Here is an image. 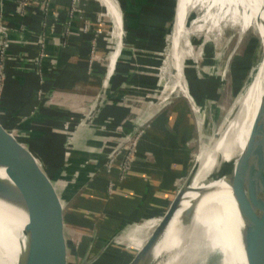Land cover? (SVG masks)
<instances>
[{"label":"crops","instance_id":"crops-1","mask_svg":"<svg viewBox=\"0 0 264 264\" xmlns=\"http://www.w3.org/2000/svg\"><path fill=\"white\" fill-rule=\"evenodd\" d=\"M17 1L4 0V14L13 46L10 51L11 62L7 68L8 79L0 102V125L36 152L38 146L35 144L38 143L34 142L50 130L53 143L48 145L41 158L54 171L63 166L65 146L71 139V160L81 164L85 162L93 169L105 159L98 154L101 147L106 148L107 144L111 146L109 142L112 138L107 140L109 136L118 134V129H122L123 135L128 136L135 128L133 121L136 118H133L131 107L125 101L130 103L136 97L149 99V94L158 87L155 75L162 64L160 53L167 46L169 25L175 21L173 12L176 7H173V0H116L121 24L115 20L113 23L106 16L107 26L104 28L97 20L99 14L107 15L102 0H82L85 23L78 14L72 15L73 0H56L45 11L33 5L26 8L24 16L17 13ZM86 24L88 31L84 30ZM113 28L117 40L108 37V30L111 29L113 33ZM100 30L103 32L98 35ZM41 39L44 41L45 58L37 63ZM117 55L119 58L114 78L107 96L98 103L100 107L97 108V98L102 92L108 68L105 58L108 57V63L114 67ZM194 76L198 79L197 72ZM138 89L143 90L142 95L137 92ZM40 92L44 94L42 100L38 95ZM196 96L197 99L209 97L202 92L196 93ZM179 103L182 102L172 104L167 109L162 107L147 121L148 105L140 116H136L145 121L144 126L149 122L151 126L140 147L137 162L126 180L130 187V197H124L125 190L119 191L122 196L118 199H126L129 208L122 212L120 206L111 208V203L107 206L113 213H122L127 223L107 248L105 254L109 256L106 262L103 263L102 258L96 264H120L130 249L134 250L131 254L134 256L174 200L178 182L188 174L192 165L189 154L192 151L187 150V144L195 138L197 126L193 109L191 111L188 105L180 107L176 113L175 106ZM205 104L199 106L204 107ZM97 109L98 116L92 123L80 125L81 121L90 119ZM34 115L36 117L32 118ZM7 120H16L18 123L13 127ZM189 121L192 128L186 126ZM72 123L71 129L64 130ZM103 126H106V130H103ZM24 129L29 137L27 140L21 131ZM34 131L41 135H34ZM173 140L180 145L186 141L182 150L175 148ZM176 162H179L178 166H175ZM101 163L103 166L99 173L105 168L104 163ZM86 172L89 175L92 171ZM101 180L102 183L97 185L99 183L94 176L83 195L102 191L109 178L106 176ZM104 202L105 199L98 205L103 207ZM149 213H158L155 217L159 219L146 227V216ZM110 223L106 233L112 237L118 231L117 222ZM87 231L90 229L85 231L86 236ZM93 236L90 240L87 236L86 241L92 242Z\"/></svg>","mask_w":264,"mask_h":264},{"label":"water","instance_id":"water-1","mask_svg":"<svg viewBox=\"0 0 264 264\" xmlns=\"http://www.w3.org/2000/svg\"><path fill=\"white\" fill-rule=\"evenodd\" d=\"M259 1L261 3L260 11L264 14V0H257L258 4H260ZM175 19L177 20V11ZM253 23L256 25V32L250 38L247 54L240 63L237 75L234 77L230 89L234 97L233 105L223 124L214 132L207 145H204V148L201 150L204 149V154L208 156L213 155L215 159L212 169L206 177L207 185L223 180L231 187L243 222L242 229L237 228L235 231L236 236L240 237V253L242 254L243 249L247 264H264V213L262 214L263 218L255 214L250 201V197L252 199L255 195L258 197L260 193L262 194L260 197L264 198V165H261L259 162V151L264 127V99L242 155L237 160L225 161L219 154H213L216 144L220 140V134L226 129L228 121L232 120L237 114L239 98L251 85L253 77L261 63L263 62L264 64V30L263 33L261 31V29H264V21L262 22L258 14ZM122 42L123 39L121 38ZM118 58L119 56L117 55L112 73H109V68H107L106 78L102 92L97 98L96 107L107 96L116 72ZM211 61L207 77L214 80L216 76L215 66L217 64L214 63V60ZM184 97L187 99L186 96ZM201 110L203 111V115L201 116L200 130L205 125L208 126L216 118L213 104L210 102H207ZM35 117L34 115L32 118ZM87 122L81 121L80 124L85 126ZM144 125L145 121H142V119L137 121L133 132L128 136H124V141L118 147L126 144ZM21 131H23V138L29 139L24 133L26 132L25 129ZM35 133H38V136L41 135L38 131H34L33 134L35 135ZM236 135L233 134L226 139V147L229 150L230 145H234L235 143ZM118 147L107 154L106 157L103 156L105 158L104 161H100L97 167L92 169L86 166V171L91 170V174L88 175L86 171H83L80 177L66 180L59 175V170L54 171L50 169L31 150L28 144L22 143L15 136H8L0 131V172H4L29 195L30 205L24 209L33 228L37 227L42 237L37 248L28 243L22 251L16 237L15 242L12 243L3 234L8 243L0 247L1 264H11L12 262H16L17 264H96L99 262L109 244L120 235L122 229L118 230L102 249L94 253V242L92 241L91 244L87 245V236L82 223V216L75 202V196L99 172L103 166L101 162L105 166L109 159L120 150ZM200 165L201 163L196 159L194 166L188 173L182 187L176 193L174 200L163 217L159 219V224L152 230L143 247L137 251L128 264H166L173 258H176V261L177 257H179L177 262H184L185 253L188 251L190 245H192V242L195 243L196 241L200 243L201 251L207 262L210 264H223V255L218 251L212 250L213 247L217 246L219 241H222L219 224L216 222L213 227H208L209 231L208 229L203 230L208 233L207 238L201 230L198 231L197 236L194 234L199 199L194 201L182 216L177 236L179 245L169 250V252H165L160 257L156 256L157 248L164 240L174 216L180 211L185 196L192 192V184L198 175ZM67 170L71 173L73 171L72 169ZM73 181L74 183L69 185ZM216 192L217 189L212 188L203 190L200 194L203 198ZM249 193L251 196H249ZM30 228L31 225L28 229ZM95 239L96 237L93 240L95 241ZM92 255L95 256L90 260ZM232 264H236V262H232Z\"/></svg>","mask_w":264,"mask_h":264},{"label":"rangeland","instance_id":"rangeland-1","mask_svg":"<svg viewBox=\"0 0 264 264\" xmlns=\"http://www.w3.org/2000/svg\"><path fill=\"white\" fill-rule=\"evenodd\" d=\"M5 1H8V0H5ZM103 2L108 5L107 0H103ZM114 2L117 3L116 0H114ZM172 3H174L173 7H177V5H178L177 0H173ZM259 3H260V1H259ZM204 4H201L200 8L198 6L196 9L192 10L188 16V21H187V26L190 29L191 34H189L190 36L188 38V45L186 47L189 49V52L191 50L190 47L192 48V50L194 49L193 52L196 55V59L188 58V59L184 60V62H183L184 68H185L184 78L187 82L186 88L189 91L190 99H188V98L186 99L183 96V93L176 90L173 93H170L169 96H167L166 103L162 106V107H164L163 109H167V108L173 106L175 103L181 101L185 105H188L192 111L194 103H197L198 105H200V104L202 105V104L207 103V100H208V102L213 104V109L215 111V117L216 118L208 126L205 125V127L202 130H200V123H201V119H202L201 116L203 115V111L201 113H197L196 110H193V114L195 115L194 117L196 119V120L194 119V121H195V124L197 126V130L195 131V134H194L195 138L192 141H190L189 144H187L188 145L187 150L191 149V151L193 152V153L191 152L189 154V156L191 157V164H192L190 170L194 166L196 159L198 158L199 153L201 152V149L204 148V145H207V143L209 142V139L214 134V132L218 128H220V126L223 124L226 116L228 115L229 110L231 109V107L233 105L234 97H233L230 89H231L232 82L234 81V77H235V75H237V69H234L235 68L234 65L237 63H241L243 61L244 57L247 54V46L249 44L250 38L256 32V25L254 23H252L251 25L246 26V27L243 26V28H242V25L241 26L238 25V19L240 18L239 17V11H237L238 12L237 16L233 15L232 13L227 15V13H225V12H227L228 8H225V10L223 9L222 10L223 12H222V11H220L221 10L220 7L210 8V6L208 4H205V5ZM260 7H261V3L255 4V6H254L255 16L254 17H256V15L258 17V14H259V17L263 22L264 21V14L260 11ZM117 8H118V6L114 7V4L110 6L111 12L115 13V14L119 12L117 10ZM176 11H177V9L173 12V16H175V17H176ZM220 12H221V15H220ZM106 14L107 15L102 14L101 15L102 21L101 22L99 21V24L101 25L102 28L107 26L106 23H107L108 12ZM206 16H207V19H204L205 21L201 20L202 18H204ZM241 16H242V13H241ZM99 19H100V14L98 15L97 20H99ZM110 19H112V21L114 23V19L112 17H110ZM199 20H201V21H199ZM195 23H198V24H196L194 26ZM174 24H175V21L171 22L169 25V28H168L169 31L167 33V35H168L167 36V46L164 49L163 53H160V59H162V64L159 68H157V72L155 75L158 78V87H157V89L154 90V92H151L149 94L150 101H149V99H145V98L143 99V97H136V98L132 99L130 103H127L125 101L126 105H130V107H131V110H132L131 113L133 114V118H136L133 121L134 124H136L137 121L139 120V117H136V116H140L141 112L145 111V109L147 108V105H149V104H152V105L149 106L150 109L148 110L149 114L147 116V119L151 118L153 115L158 113L162 108L159 105L161 98L166 93H168L167 92L168 90H170V85H168L169 84L168 80H169V78H171L174 71H171V69L170 70L168 69L169 63L167 62V58L170 54L169 53L170 47H171V45H173V42H172V44H170V43H171V37L174 33V27H175ZM111 29L108 30V33L110 32V34H111ZM263 30L264 29H261L262 33H263ZM116 38H118V36H117L116 31L113 28V39L115 40ZM109 39H111V35H110ZM109 44H111V43L109 42ZM172 51H173V49H172ZM108 60H109L108 57H106L105 58V64L106 65H108ZM211 60H214V63L217 64L215 66L216 76L214 77V81L212 78L207 77L208 71L211 67V62H212ZM208 62H210V64H208ZM164 71L166 72L167 76L164 75ZM196 72H197V78L198 79H196L194 76V74ZM191 75H193V76L191 77ZM205 75H206V77H205ZM207 81L208 82L213 81L210 89L212 90L213 93L215 92L216 94H214L212 97L209 94H207V95H209L208 98L201 97L200 99H197L196 93L202 92V90L205 89V85L207 84L206 83ZM137 92L140 93L141 95L143 94L142 89H138ZM219 92H221V93H219ZM3 95H4V93H3ZM1 98H0V102L2 100ZM128 101H130V100L128 99ZM191 104H192V106H191ZM85 118H87V117H85ZM147 119H146V121H147ZM76 121H79V120L77 119ZM21 122L24 123L25 121H20V123ZM73 124L74 123L67 125L64 128V130L71 129ZM150 126L151 125L149 122L146 126H144L140 130V132L138 134L139 136L137 135L135 138L134 137L131 138L130 139L131 142L129 141V143L123 144L121 147H118V146L125 139L124 135H123L124 131L122 129H118L117 130L118 134L116 133V135L114 137L109 136L107 139V140H109V138H112L111 141L109 142L111 146H109L107 144L106 148H105V146L101 147V150L99 151L98 156L103 155L106 157L107 154L112 152V150L116 149L117 147L120 148V150L116 154V156L118 158L115 157L114 162L112 164H109L110 165L109 170L107 169L108 168V166H107L100 173L98 172L95 175L96 180L99 183L97 185H100L102 183V180H101L102 177L107 176L109 178V181L105 184L106 189L104 188L102 190V192H104L106 190L104 193L107 194V196L109 197V198H107V200L105 199L103 207H101L99 209V208H97V205L96 206H90L91 204H89V201H86V204H85L86 206L81 205V204L79 205L81 211L85 214V215L83 214L84 218H85L84 220H86L87 223L91 227L90 231L89 232L87 231V233H88L87 236L89 237V240H90V238L93 236V232H94L93 239L95 237H96V239H95V241L93 240V242H95L96 244L97 243L99 244V246H100L99 249H102L105 246V244L111 238L110 237L109 239L105 240V238H104L105 235L100 234V232L105 231L106 227L109 224H111L110 222L113 221V223H114V222H116L115 220L118 218L117 214H114L113 212L109 211V209H107V206L109 205V203H111V205H113L112 207L120 206L121 208L119 210H121L122 212H123L124 207H128L129 203H127L125 201L126 199L123 201L118 199L119 197L122 196V194L119 191L125 190L124 197H128V198L130 197V194L128 193V189L130 187L127 186L128 184L126 183V180L129 177L131 170L133 169L134 163L137 162V160H136L131 165L130 160L135 153H136V155L140 154V151H141L140 147H141L143 141L145 140V138L147 136V133L150 129ZM103 130H106V126H103ZM52 134L53 133H51V135ZM51 135H50V137H51ZM51 138L53 140V137H51ZM71 141H72V139L65 146L64 164L62 167H60V169L58 171L59 175L61 177L65 178L66 180L69 178L70 179L71 178L76 179V178L80 177L82 175V172L87 170L86 166H88L87 163H85V162H83L81 164V163H76L74 160H71V155L69 152V148L71 146ZM173 141H174L175 148L179 147L181 150H182V145L184 147V143H186V141L184 140V142L181 141L183 143H181V145H180L179 142H177L176 140H173ZM51 142L53 143V141H47L46 145L44 147H41L39 149V151L42 152V154H43L45 149L48 147V145ZM178 152L180 153V150ZM177 157H182V156H177ZM124 162L127 164H124ZM178 165H179V162L178 163L176 162L175 166H178ZM129 168H131V169H129ZM67 169H72L73 170L72 173L70 171H68ZM190 170H189V172H190ZM187 176H188V174L186 175V177ZM99 177H101V178L97 179ZM186 177H184V179H182V181L178 182L179 184L177 186L175 185L176 186L175 194L182 187L184 181L186 180ZM73 183H74V181L72 183H69V185H72ZM88 186L89 185H86L85 187H83L81 189V191H79L77 193V195L75 196V201L79 200V198L83 195L84 191L86 190V188H88ZM94 189L96 190L97 188L95 187ZM111 200H112V202H111ZM88 206H90V207L88 208ZM124 211H125V209H124ZM157 214L158 213L147 214V216H146V221H147L146 227H149V224L151 222H153L154 220L159 219V218L155 217V215H157ZM126 223H127V221H125L121 225H119L118 230L122 229V227L124 225H126ZM107 228H110V225ZM88 243L91 244V242H89V241H88ZM112 243H110V244H112ZM89 244H87V245H89ZM108 248H109V246H108ZM127 250H128V248H127ZM133 251L134 250H131V249L128 250L127 251L128 254L123 257V262L120 264H128V262L133 258V256H131ZM105 252H104V254H105ZM104 254L102 255L103 263L106 262L105 259L108 258V256H109V255L107 256L106 254L105 255ZM95 255H92L90 257V260L93 259V257ZM207 264H210V263L207 262ZM216 264H218V263H216Z\"/></svg>","mask_w":264,"mask_h":264},{"label":"bare ground","instance_id":"bare-ground-1","mask_svg":"<svg viewBox=\"0 0 264 264\" xmlns=\"http://www.w3.org/2000/svg\"><path fill=\"white\" fill-rule=\"evenodd\" d=\"M107 2L108 5L104 2L103 4L107 8L108 18L110 19V17H112L117 22V24H121V13L119 10V5L115 3L114 0H107ZM204 3L208 4L210 8L220 7V11L228 8L227 12H225L227 13V15L232 13L233 15L237 16V11H239L240 18L238 19V25H242V28L243 26L246 27L253 23V20L255 18L254 6L257 3V0H177V20L176 25L174 24V33L172 32L173 35L171 37L170 43L172 44L173 42V45H171L172 48L170 47V54L167 58V62L169 63L168 69H171V71H174V73L171 76L172 79L169 78L168 80L170 90H168V93H166L161 98L159 104L160 107H162L166 103L167 96H169L170 93H173L176 90L180 91L181 93H183V96H186L188 99H190L189 91L186 88L187 82L184 78L185 68L183 62L188 58L196 59V55L193 52L194 49L192 50V48L190 47L191 50L189 52V49L186 47L188 45V38L190 36L189 34H191L190 29L187 26V21L190 12L196 9L198 6L200 8V5ZM113 4L114 7L118 6L117 10L119 12L116 14L112 13L110 9V6ZM204 19H207V16L202 18L201 20L205 21ZM196 24L198 23H195L194 26ZM110 35L111 39H113L112 32L111 34L109 32L108 36L110 37ZM108 68L109 73H112L113 66L108 63ZM164 75L167 76L165 71ZM263 99L264 64L262 62L253 77L251 85L239 98V101L237 103L239 108L237 114L232 120L228 121L226 129L220 134V140L216 144L213 154H219L225 161H230L233 159L237 160L242 155L248 143L252 126L258 115ZM98 107H100V104L97 105V108ZM198 108L201 109V106L198 105ZM98 112L99 109L95 110L90 119L87 120L88 122L86 125L92 123L97 118ZM0 131L1 133L8 136L11 133L1 125ZM233 134H237L235 136L236 140L234 145H230L229 150V148L226 147V139L228 136H231ZM203 151L204 149L201 150L197 158L201 165L198 175L196 176L192 184V192L188 193L185 196L180 211H178L174 216L164 240L157 248L156 256L160 257L165 252H169V250H172L179 245L177 236L179 234L178 230L181 225L182 216L186 212V210L191 207L192 203L199 199L200 202L197 207L195 217L196 222L194 226L196 229L194 233L195 236H197L198 231L201 230L207 238L208 233L204 231L207 229L209 231L210 229L208 227H213V225L217 222L222 233V241H219L217 246L213 247L212 250L216 252L218 251L223 255V264H232V262H236V264H247L243 249L242 254L240 253V237H238V235L236 236L235 234L237 228L242 229L243 222L240 217L237 204L233 197L231 187L223 180L216 181L215 183L207 185L208 183L206 177L211 171L215 159L213 155L208 156L207 154H204ZM259 157L260 164L264 165V127L262 132ZM212 188H216L217 192L202 198L200 192ZM249 196H251L250 193ZM256 196L257 195L253 196V199L252 197H250L251 206L254 208L255 214L261 217L264 213V198L260 197L262 196L261 193L260 195L258 194V197ZM29 205V195L18 184H15L4 172H0V247L8 243L7 240H5V236H7V238L10 239L12 243L15 242L16 237L18 239V242L20 243V248L22 251L24 249V246L28 245V243L34 245L35 248L38 247L42 237L38 228H33V225L31 224L24 209L28 208ZM30 225L31 228L28 229ZM178 258L179 257H177V260ZM184 258V262H177V260L175 261L176 258H173L166 264H207V261L201 251L200 243L197 241L195 243L192 242V245H190L188 251L185 253ZM1 261L2 260L0 257V264ZM11 264L17 263L12 262Z\"/></svg>","mask_w":264,"mask_h":264},{"label":"built area","instance_id":"built-area-1","mask_svg":"<svg viewBox=\"0 0 264 264\" xmlns=\"http://www.w3.org/2000/svg\"><path fill=\"white\" fill-rule=\"evenodd\" d=\"M54 1H56V0H18L17 1V13L20 16H24L26 8L33 6V5L39 6L40 8H42L45 11V10H48L49 5H51V3ZM81 3H82V0H73L71 13L73 16L75 14L76 15L78 14V16H80L84 20V23H85L87 21L83 18L84 9L82 8ZM4 9H5L4 0H1V5H0V98L2 97V95L4 93L5 86L7 83V79H8L7 68H8L9 63L11 62L10 51H11L12 46H13V43L10 40V31H9V27L7 26V19H6V16L4 14ZM101 15H100V19L98 20L100 22L102 21ZM84 30L88 31L87 24L85 25ZM101 33L102 32L100 30L98 32V35H100ZM40 45H41L40 46L41 52L37 56V59H36L37 63H40L41 60L45 58V50H44L45 47H44V41L42 39L40 41ZM38 95H39L40 100H42L41 98H43L44 94L42 92H40ZM191 106H192V104H191ZM193 108L192 109L196 110L197 113H201V111H202L201 109L198 108V106L195 103L193 104ZM139 132L133 137L135 138L139 134ZM129 141L131 142V140H129ZM129 141L127 143H129ZM116 154L114 156H112L109 159L108 163L105 165V167L108 166V168H107L108 170L110 168L109 164H112L114 162V158L117 157ZM136 160H137V155L135 153L130 160L131 165ZM124 164H127V163L124 162ZM129 169H131V168H129Z\"/></svg>","mask_w":264,"mask_h":264},{"label":"trees","instance_id":"trees-1","mask_svg":"<svg viewBox=\"0 0 264 264\" xmlns=\"http://www.w3.org/2000/svg\"><path fill=\"white\" fill-rule=\"evenodd\" d=\"M239 66H240V63H237V64H235L234 65V69H237L238 70V68H239ZM238 72V71H237ZM7 74H8V72H7ZM8 76V75H7ZM236 76V75H235ZM214 81V80H213ZM213 81H211V82H208L207 81V84L205 85V89L204 90H202V92H203V94H205L206 93V95L207 94H209L211 97L214 95V94H216L215 92L213 93L212 92V90L210 89L211 88V86H212V82ZM205 91V92H204ZM208 95V96H209ZM182 106H185V104L182 102V103H179V104H177L176 106H175V109H176V113H178L179 112V108L180 107H182ZM7 122H9L8 120H7ZM18 122L15 120L14 122H9V124L11 125V126H13V127H15L16 126V124H17ZM187 126V128H192L191 127V122L189 121V123H188V125H186ZM191 130V129H190ZM50 130H49V132H47L46 131V133L47 134H45L43 137H41V139H39V140H37V141H35L34 143H38V144H35V145H37L38 147V151L36 152V151H34L33 149H31L32 151H34L40 158H41V156H43L44 155V153L42 154V152H40L39 151V149L41 148V147H44L45 145H46V143H47V141H53L52 140V138L51 137H53V134L51 135L50 134ZM50 135H51V137H50ZM43 140V141H42ZM41 141V142H40ZM45 142V143H44ZM42 159V158H41ZM104 199H107V196L104 194V192H102V191H95V193H92V192H90V193H87V194H85V195H83V196H81L80 198H79V200H76V204H77V207H79V211H80V214H81V216H82V223H83V226H84V228L86 229V230H88V229H91V227H90V225L87 223V221L86 220H84L85 218H84V213L81 211V209H80V204L81 205H85L86 204V201H89V204H91L90 206H96L97 205V208H101V206H99L98 204L100 203V201L101 200H104ZM111 202H112V200H111ZM86 206V205H85ZM89 206V207H90ZM88 207V208H89ZM87 208V209H88ZM108 209H109V207H107ZM111 208H113L112 207V205H111ZM129 207H124L123 209H128ZM84 214V215H83ZM114 214H117V215H120L121 217H118L119 219L116 221L117 223H116V231L118 230V228H119V225H121L123 222H125V220H126V218H125V216L124 215H122V213H114ZM120 223V224H119ZM108 225V224H107ZM107 227H109V225L107 226ZM106 227V230L108 231L109 230V228H107ZM85 230V231H86ZM106 230L105 231H101L100 232V234H102V235H105L104 236V238H105V240H107V239H109L110 237L107 235L108 233H106ZM115 231V232H116ZM112 236V235H111ZM87 240V239H86ZM86 242H88V241H86ZM99 244L97 243L96 244V246L94 247V252L95 253H97L100 249H99ZM96 250H98L97 252H96Z\"/></svg>","mask_w":264,"mask_h":264}]
</instances>
